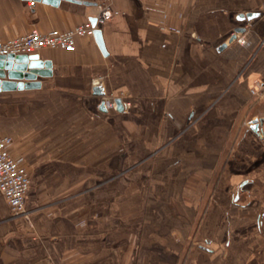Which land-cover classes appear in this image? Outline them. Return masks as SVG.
I'll use <instances>...</instances> for the list:
<instances>
[{"label": "crops", "instance_id": "obj_1", "mask_svg": "<svg viewBox=\"0 0 264 264\" xmlns=\"http://www.w3.org/2000/svg\"><path fill=\"white\" fill-rule=\"evenodd\" d=\"M99 4L0 0V38L73 29ZM113 9L105 55L93 36L42 49L49 76L0 89V133L30 173L22 215L0 193V264H264V0ZM234 28L244 44L218 51Z\"/></svg>", "mask_w": 264, "mask_h": 264}, {"label": "built area", "instance_id": "obj_2", "mask_svg": "<svg viewBox=\"0 0 264 264\" xmlns=\"http://www.w3.org/2000/svg\"><path fill=\"white\" fill-rule=\"evenodd\" d=\"M116 0H100L99 14L96 24L92 26L90 21L74 27L73 29H52L45 33L37 29H31L17 37L0 38V55H32L42 49H61L71 53L75 50L78 38L93 36V31L98 24L111 19L117 14L113 9ZM33 2L29 3V7ZM239 44H244L243 37H237ZM115 99L103 98L104 108L108 111L115 110ZM12 139L0 133V193L7 205L15 215H22L24 200L30 186V173L24 165L23 158L12 151Z\"/></svg>", "mask_w": 264, "mask_h": 264}, {"label": "water", "instance_id": "obj_3", "mask_svg": "<svg viewBox=\"0 0 264 264\" xmlns=\"http://www.w3.org/2000/svg\"><path fill=\"white\" fill-rule=\"evenodd\" d=\"M42 3L57 4L58 0H35ZM258 13H246L237 15L238 21H250L257 17ZM92 26L96 24V18L90 20ZM242 28H234L231 32L227 33L218 41V51L226 48L227 45L236 40L237 34L243 33ZM93 37L100 52L106 54L104 43L101 36V31L97 28L93 31ZM50 61H42L37 55H0V89L6 90L17 87L19 89L25 87L38 86L39 83L35 82L37 77H44L50 75ZM23 80L26 83H23ZM94 95L98 97L104 96V89L102 87H95L93 89ZM115 110L122 111V104L119 98L114 100ZM100 111H105L103 102L99 105ZM262 119L254 120L250 123V130L258 134L259 125Z\"/></svg>", "mask_w": 264, "mask_h": 264}]
</instances>
